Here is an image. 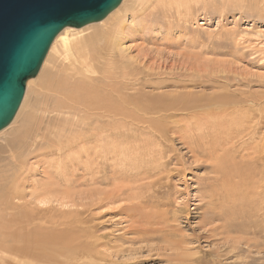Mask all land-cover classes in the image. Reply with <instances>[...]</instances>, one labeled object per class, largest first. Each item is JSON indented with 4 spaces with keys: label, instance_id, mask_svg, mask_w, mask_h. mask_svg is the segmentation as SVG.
<instances>
[{
    "label": "rangeland",
    "instance_id": "374dc122",
    "mask_svg": "<svg viewBox=\"0 0 264 264\" xmlns=\"http://www.w3.org/2000/svg\"><path fill=\"white\" fill-rule=\"evenodd\" d=\"M115 12L117 18L118 16L122 18L121 21L124 19L122 22L124 34L121 33L122 35L120 34L118 38L122 57L131 67L142 69L149 74L145 81L147 86L143 90L144 95L150 98L149 102L168 105L180 99L185 106L187 105V109L189 108L187 113L186 111L176 113L177 120L181 121L179 128L170 129L166 138L161 141V146L158 141L147 145H144L142 141L132 144L133 139H131L129 142H124L121 147L123 150L125 147L128 148V150L125 149L127 153L119 148L115 156L112 151L109 153L108 148L100 149L104 142H96L94 138L80 139L81 132L75 123L77 124L82 116L78 114V111H74L77 107L70 105L71 111L68 109L69 103L65 101H62L64 104L60 103L59 99L63 100V98L58 96L59 98L55 99V94L52 96L51 93L45 92L44 85L39 82L28 91L26 89V96L16 119L6 131L0 133V159L10 158L11 146L22 143L27 126H30L32 130L29 137H32L37 130L42 131L38 132L40 137L44 133L48 135L46 137L48 141L45 142L35 139L28 153L22 156L23 161L27 156L29 159L25 166L26 173L19 180L22 189L25 188L24 190L29 194L27 201L31 202L33 193L43 188L41 185L44 183L43 186H46L57 173H63V175L65 173L67 177L70 175L74 182V187L70 188V194L67 195L71 196L68 200L70 207H64L67 202L63 206L59 204L61 209L54 204L52 207L55 210L47 209L49 213L44 217L50 218L51 214L58 222L66 221L65 219L69 221L78 219L80 223L74 225L72 223L71 227L68 226L69 224L63 228L58 227L57 229L61 231L56 230V232L64 233L68 237L72 236L81 244L85 240L88 242L98 237L97 242L99 240L100 244L97 250L113 258H110L112 261L110 264H174L173 251H164L163 243L157 240L151 243L144 239L138 231L141 229L140 221L143 225V220L140 218L143 213L168 211L172 215L181 206L186 207L188 216L187 214L179 215L180 222L178 221L174 226L182 231L180 234L188 246L185 245V248L189 250H182L180 253L194 255L195 258H201L207 264H264V193L261 192L259 195L254 193L251 197L253 200L250 198L246 210L248 218L244 225L257 230L255 235L252 233L253 236H248L252 241L249 243L251 247L249 248L243 241L238 249L231 248L224 238L228 241L232 238L216 235L211 231L214 225L206 226L204 222L207 215V203L210 201L209 196L220 195L221 191L211 188L209 179L215 176L211 163L207 162V159L198 157L192 148L190 139L193 133L197 134L196 130L204 126L191 128L189 121L184 119L187 116L184 115H189L190 112L193 115L205 117L204 112H208L205 110L210 107L213 112L215 109L220 111L218 106L222 107V103L240 102L245 98L246 101L252 102L255 99L254 103L257 108L252 111L256 114L255 120H259L258 110L264 108V0H174L173 2L169 0H123ZM99 27L102 26L89 27L84 35L91 36ZM58 48L56 53H53L49 59L47 58L48 62L46 66L43 65L45 67H42L38 78L44 79L48 75L54 77L60 52ZM249 97L251 98L248 99ZM64 106L66 109L63 108ZM197 107H199L198 111L191 110ZM261 110L264 113V109ZM216 111L215 114L219 113ZM262 122L261 129L264 131V121ZM62 124L64 127L61 126ZM61 127L67 133L63 140L65 146L58 144L59 140L54 141L58 139ZM73 128L78 129L79 134H76ZM191 129L194 132H191ZM50 131L53 133L51 134ZM94 145L97 146L95 150ZM138 149L153 150L157 157H164L169 167L165 173L167 176L164 175L168 177L164 180L167 184L164 191L161 190V196L158 194L159 197H153V200L151 197L148 198L151 203L147 206L146 204H141V206L139 198L151 195L145 187L153 180V183L156 182V178L132 182L119 173L125 168H121L118 158L123 153L134 158ZM164 150L166 152H163ZM106 153L109 155L107 156ZM96 159L97 162L93 164L92 161ZM96 166L106 167V176L110 184L93 185L91 183V170L95 171ZM37 184L41 185L37 187ZM136 186L145 187L141 190ZM130 188L132 192L130 191L129 194L134 196L130 197L131 201L128 202ZM232 190L233 192H230L228 196L235 194L236 189ZM101 195L107 196L103 198ZM118 195L122 196L119 200L122 201L124 198L126 202L115 203ZM107 198L110 199L111 204L107 203L109 200ZM135 198L139 205H136ZM155 198L158 200L156 201ZM215 199H219V196ZM98 200L100 202H97ZM140 211L143 213L141 214ZM238 221L242 223L241 219ZM102 247L106 252L101 251Z\"/></svg>",
    "mask_w": 264,
    "mask_h": 264
},
{
    "label": "bare ground",
    "instance_id": "6f19581e",
    "mask_svg": "<svg viewBox=\"0 0 264 264\" xmlns=\"http://www.w3.org/2000/svg\"><path fill=\"white\" fill-rule=\"evenodd\" d=\"M169 1L173 2L174 0ZM115 11L105 20L94 23L102 27L97 28L96 32L89 37L85 36L84 32L87 31L89 27L95 26L94 24L87 25L81 29H64L56 38L47 55L49 59L53 53H56L59 47V58L57 57L58 66L56 71H53L54 77L48 75L44 79L42 77V79L37 77L30 80L27 83V91L40 82L44 85L45 92L51 93L52 96L55 94V99H57L58 96L63 98V100L59 99L60 103L64 104L62 101L69 103L68 109L72 111L70 105L77 107V109L74 108V111H78V114L82 116L79 118L77 124L75 123L77 128H79V132H81L80 139L84 138V140H91L94 138L96 142H104L101 147L99 146L100 149L102 148V150H105L108 148L109 153L112 151L115 156H117V150L122 147L124 142H129L131 139H133L132 144L142 141L144 145H147L153 141H158L161 146V141L166 138L168 131H170V129L172 130V128H179L181 121L177 120L176 113L179 111H186L187 113L189 108L187 109V105L185 106L180 99H176L177 101L174 103L169 102L170 104L168 105L159 103L152 104L149 102L148 99L150 98L143 93V90L147 86L145 81L149 74L142 69L131 67L122 57L121 44L118 38L124 31L122 28L124 19L121 21L122 18L119 16L117 18V14H114L116 13ZM46 60L43 64L45 66L48 62V60ZM250 98L251 97L248 99ZM244 99L245 98L235 103H222V107L218 106L220 111H218V109L216 111L215 109L216 112H219L216 114L211 107L206 110L203 109L208 111L204 112V114H206L205 117L193 115L191 112L189 115H184H187L184 119L189 121L188 123L191 128H193V126H204V128L196 130L198 131L197 134L193 133L192 139H190L192 141V148L198 157L207 159L206 161L211 163V168H213V173L215 175L214 178L212 177V179H209L211 188L216 191H221L220 195H217L219 199H215L217 196L208 195L210 201L207 203V215L204 222L206 226L210 224L214 225L211 231L216 233V235L219 234L223 237L227 236L232 238L230 241L226 238L224 239L227 245L235 249H238L243 241H245L249 248L251 247L249 243L252 241L248 236L252 235V233L255 235L257 230H252L250 227L244 225L248 218V216H246V210L248 209V202L254 193H256V195H259L261 192L264 193V131L261 129L262 121H264V113L261 109L264 108L258 110L260 117L259 120L256 121V114L252 111L254 108H257V105L254 103L255 99H252L253 102ZM63 108L66 109V106ZM197 108H191V110L194 109V111H198L199 107ZM59 112L61 111L59 110ZM209 112L210 114H207ZM68 115L69 114H67V116ZM73 120H75V118ZM65 122L67 124V121ZM182 124L185 125V123ZM75 125H73V127H75ZM61 126L64 127L63 124ZM26 129V135L22 143L11 146L9 151L11 152L10 158H6L7 160L0 159V264L112 263L110 259L112 258L111 256L105 255L104 252L97 250V246L100 244L99 240L97 242L98 237L88 242H85V240L84 243L81 244L80 242L78 243L75 238H72V236L68 237L64 233L56 232L58 227L60 228L62 226L63 228V226H67V224L71 227L72 223V225L80 223L78 219H71L72 221L65 219L66 221L58 222L53 219L51 214L50 218L44 217L49 213L47 209H53L52 211L55 210V208L52 207L54 204L63 206V204L67 202L64 207H70L68 200L71 196L67 195L70 194V188L74 187V182L70 175L69 177L71 179L67 177L65 173L64 175L63 173H57L50 179L48 184L46 183V186H43L45 183L43 185H41L42 183L37 184V187L41 185L43 188H40L38 192H32L33 200L31 202L27 201L29 194L24 190L25 188L22 189L19 180L24 173H26L25 166L29 159L27 156L23 161L22 156L28 153L31 148V143L34 144L35 139H39L42 142L44 140L45 142L48 141L46 138L48 135L46 136L43 132V136L40 137L38 132L41 130H37L33 133L32 137H29L32 133L31 127L27 126ZM77 130L78 129H74L73 131H76L77 134ZM192 130L193 129H191V132H194ZM66 135L65 129L61 127L58 139H54V141L59 140L58 144L65 146L66 144L63 140H65ZM186 137L188 138V136ZM186 142L187 141H185V143ZM188 143L187 145H189ZM254 144L256 145L254 146ZM95 147L97 146L94 145V150ZM125 149L128 150L126 147ZM121 150H123V148H121ZM163 152L166 151L164 150ZM135 154L137 155L134 158L131 155H125L124 153L123 155L120 154L121 157H119L118 160L121 162V168L125 169L119 173L132 182H142L147 179L156 178V182L153 183V180L150 185L144 186L151 195L149 197L143 196L139 198V204H146L147 206L148 203H151L148 198L151 197L153 200V197L158 196L161 190L166 187L167 184L164 180L165 178L168 179V177H165L167 176L165 173L166 169L169 167L167 166V162L164 161V157H157L153 150L146 151L138 149V152ZM166 154L167 153H165V155ZM92 162L95 164L97 159ZM92 162L90 164H92ZM91 167L93 166L91 165ZM96 168L95 171L94 169L91 170V183L93 185L98 183L101 185L104 183L106 185L110 184L106 176V167L100 168L96 166ZM140 186L137 187V189L140 188L142 190L144 187L142 188ZM37 187L35 186L36 189ZM131 188L128 191V195L130 196L127 195L130 200L126 197L128 202L131 201L130 197L134 196L133 194H129L134 189V187L132 190ZM232 189H236L235 194L228 196L230 192H233ZM146 190H144V192ZM141 194L140 192V195ZM161 194L159 196H161ZM105 196L102 197L104 198ZM118 196L119 197L116 198L112 197L116 199V202L114 201L115 203L121 201L119 198L122 196ZM123 196L125 195L123 194ZM122 199L121 202H126V199ZM135 200L137 203L136 198ZM108 201L107 203L111 204L110 199ZM166 201L168 202V200ZM97 202L100 201L98 200ZM132 202L135 203L134 201ZM153 202L154 201H152V203ZM139 204L137 203L136 205ZM161 210L163 209L161 208ZM182 214H187L185 206L179 207L172 215H170L168 211H163L162 213H154V211L147 212L146 214L143 213L140 217L141 220H143V225L142 221H140L141 229L138 233L151 243H153L154 240L163 243L165 245H162L165 249L164 251H173L172 255L175 258L174 264H207L203 259L195 258L196 256L194 255H184L180 253L182 250H189L185 248L186 242L181 235L182 231L174 226L178 221L180 222L179 215ZM239 219H241L242 223H238ZM58 231L60 232L61 230L59 229ZM66 231L68 232V230ZM75 234H77V232ZM189 243L192 244L191 242ZM194 249L195 248H193V250ZM103 250L105 251L104 248L101 251ZM196 250L198 251V249ZM197 255H200V253H197Z\"/></svg>",
    "mask_w": 264,
    "mask_h": 264
},
{
    "label": "water",
    "instance_id": "95a60500",
    "mask_svg": "<svg viewBox=\"0 0 264 264\" xmlns=\"http://www.w3.org/2000/svg\"><path fill=\"white\" fill-rule=\"evenodd\" d=\"M122 2L0 0V133L15 120L59 34L105 20Z\"/></svg>",
    "mask_w": 264,
    "mask_h": 264
}]
</instances>
